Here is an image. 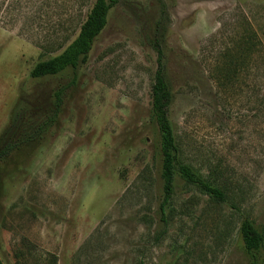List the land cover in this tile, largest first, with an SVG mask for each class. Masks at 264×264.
Wrapping results in <instances>:
<instances>
[{"label": "rangeland", "instance_id": "1", "mask_svg": "<svg viewBox=\"0 0 264 264\" xmlns=\"http://www.w3.org/2000/svg\"><path fill=\"white\" fill-rule=\"evenodd\" d=\"M91 2L0 0V137L19 99L31 96L34 119L65 85L57 77L20 90L41 46L51 51L72 36ZM160 2L180 158L228 198L240 189V211L177 180L161 222L150 119L156 58L146 38L159 2L121 0L65 91L57 123L0 162L3 264H246L240 214L264 233V0ZM250 29L252 58L241 45ZM226 52L242 65L232 82L221 80Z\"/></svg>", "mask_w": 264, "mask_h": 264}, {"label": "trees", "instance_id": "2", "mask_svg": "<svg viewBox=\"0 0 264 264\" xmlns=\"http://www.w3.org/2000/svg\"><path fill=\"white\" fill-rule=\"evenodd\" d=\"M157 1L159 2L158 15L153 21H149L148 31L150 34L148 33L146 38L156 58V69L150 88V119L155 127V155L160 165L162 196L158 210L161 222L165 225L167 223L166 215L171 208L177 180L195 187L214 203L228 206L238 213L240 211V200L238 199L240 189L234 192L233 198H228V190L207 181L197 170L191 165L183 163L180 158L179 147L170 119V108L174 94L167 73L166 51L164 49L169 16L164 4L160 0ZM120 2L121 0H92L84 18L72 36L60 41L57 47L51 51H48L46 46H41V49H43L40 54L41 58L32 66L28 78L21 84V94L24 95V88L27 85L31 87L57 77H65L67 81L65 85L52 91L49 105L39 117L33 119L27 111L30 108L28 105L31 104V96L19 99L16 102L10 115L9 126L0 137V143L2 142V145H0V162L11 151L23 144L39 143L57 123L65 91L77 84L80 74L89 63L96 40L108 26L112 14ZM138 8L142 9V7ZM143 29L141 30L143 31ZM241 45L250 52L252 58V54L258 50L254 31L250 29L246 32ZM46 53L48 56L42 58ZM224 62L227 74H224L221 80L232 82L235 73L242 65L234 61L229 52H226ZM6 137H8V141ZM234 198L239 203L234 201ZM240 216L237 228L238 250L244 257L246 264H264V233L250 217L242 214ZM165 232L156 236L155 240H159ZM0 264H3L1 259ZM49 264H55L54 257Z\"/></svg>", "mask_w": 264, "mask_h": 264}]
</instances>
